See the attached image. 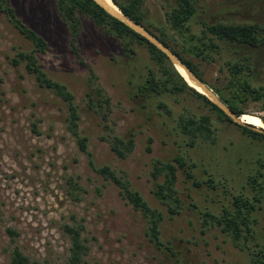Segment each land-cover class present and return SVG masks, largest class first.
<instances>
[{
  "label": "rangeland",
  "instance_id": "obj_1",
  "mask_svg": "<svg viewBox=\"0 0 264 264\" xmlns=\"http://www.w3.org/2000/svg\"><path fill=\"white\" fill-rule=\"evenodd\" d=\"M9 3L16 15L48 42L49 50L36 54L38 65L74 96L80 114L78 132L86 137L95 166H107L124 175L151 208L161 210L164 243L185 264H250L248 252L235 248L219 228L202 229L191 207H216L211 205L215 193L205 185L197 191L178 170L175 188L183 210L170 217L152 194L164 175L154 179L152 174L159 162L172 163L181 156L197 164L200 181L206 180L204 170L221 182L223 178L233 179L238 186L244 182L252 160L260 156L264 161V142L220 120L190 93L149 99L146 95L136 96L137 88L145 81L146 68L160 73L147 48L135 41L130 44L131 52L125 54L121 40L89 17L78 15L77 58L70 51L69 25L57 10L56 0ZM144 3V25H151L153 30L166 28L169 38L177 42L175 50L183 51V45L190 48L167 22L174 0ZM198 10L189 22L197 37L201 36L202 23H264V0H201ZM154 32L159 36L158 31ZM216 43L223 49L219 57L212 53L211 57L200 58L187 55L204 81L219 84L225 74L220 69L223 62L244 57L251 59L253 84L264 88V48L252 55L248 50ZM31 50V43L0 13V264H12L15 248L39 264H68L71 240L66 226L83 228L81 239L87 249L82 264H173L166 253L148 241L147 222L141 212L122 196L119 186L98 175L80 152L67 129L66 105L52 91L38 85L24 62L13 65L19 53ZM232 52L238 55L234 57ZM90 71L95 78L88 82ZM89 85L102 90L104 102L109 100L103 114L88 104ZM159 104H164L171 114L160 109ZM246 113L261 120L263 103L251 102ZM201 117L209 119L210 137L183 133V119L199 121ZM129 134H133L134 149L125 159H119L111 152L109 140ZM238 160L242 161L239 165ZM262 207L256 227L261 243L264 203Z\"/></svg>",
  "mask_w": 264,
  "mask_h": 264
},
{
  "label": "trees",
  "instance_id": "obj_2",
  "mask_svg": "<svg viewBox=\"0 0 264 264\" xmlns=\"http://www.w3.org/2000/svg\"><path fill=\"white\" fill-rule=\"evenodd\" d=\"M111 1L125 16L145 27V29L154 34L179 56L187 67L237 117L241 119L244 115H249L246 113V107L251 102H262L264 106V88L253 84L252 81L253 67L251 59L249 60V58L244 57L241 59H227L220 67L221 73L225 74L219 84L211 85L204 81L197 67L187 58V55H194L200 58L205 55L211 57L212 54L219 57L223 49L216 41L238 47L242 50H248L250 54L256 55L261 48H264V23H202L201 36L197 37L192 34L189 22L198 15L201 0H174L170 13L166 15L167 22L170 29L177 32L181 36V39L185 40L184 43L190 47L186 49L183 45L181 48L184 50L178 51L173 48L174 46H178L177 42L169 38L166 28L153 30L151 25H144L146 18L144 10L145 0ZM56 7L62 18L69 25L70 51L77 58H79V55L76 42L80 27L78 15H83L92 19L98 26L105 28L109 35H113L115 38L121 40L123 53L127 54V52H131L129 47L134 41L147 48L151 60L158 66L160 74L157 75L152 69L146 68L145 81L137 88L136 96L137 94L146 95L149 99L152 96L165 94L176 96L182 93H190L196 99L202 101L220 120L235 125L247 137L255 141L264 142L263 134L254 132L249 127L234 124L215 104L210 102L204 95L189 87L163 53L146 39L108 15L93 0H56ZM0 13L4 14L9 23L32 45V50L29 53L18 54L17 59L13 60V65L24 62L26 71L35 77L38 85L52 91L56 97L61 99L68 110L67 129L75 138L80 152L87 156L91 168L104 179L110 180L119 186L122 196L135 210L141 212L147 222L145 234L152 246L164 254L166 253L168 255L167 259L172 261L173 264H185L183 258L175 253L173 248L167 243H164L161 237L160 223L164 220L161 210L151 208L141 194L132 189L124 175L116 174V172L107 166L100 168L95 166L92 155L88 151L87 139L78 132L80 114L74 96L65 85L50 79L38 65L36 54H45L49 50L48 42L16 15L9 0H0ZM154 31H158L159 36ZM126 40H129V42ZM170 41H172V45ZM232 53L234 57L238 55L235 52ZM89 76L88 82L92 78H95L92 71H90ZM86 95L89 100V106L93 109L96 107L97 111L103 114L104 105L105 103L108 105L109 100L103 101L102 90L89 85ZM158 107L164 109L168 115L171 114V111L164 104H159ZM261 121L264 124V118ZM243 123L248 124L244 121ZM181 127L183 133L190 136L205 135L208 138L212 134L207 117H201L199 121L193 118L183 119ZM109 143L111 152L119 159H125L135 146L133 134L125 137L115 135L110 138ZM147 150L150 152V148H147ZM237 163L239 165L242 161L238 160ZM250 164L251 168L246 173L244 182L236 186L233 184V179L223 178L224 182H221V180L215 179L213 174H208L204 170L203 173L206 176V180L200 181L195 170L197 164L188 163V160L177 156L173 159L172 163H158L160 166L155 169L152 175L154 179H157L160 174H163L164 180L161 183L155 184L152 194L155 200L167 209V214L170 217H174L180 215L183 210L182 202L175 188L178 170L182 171V175L187 180V183H191V186L197 191L203 185L207 186L210 191L215 193V199H213L211 205L216 207L200 209L196 204L191 205L201 220L202 229L219 228L222 234L231 239L235 248L248 252L250 264H264V242L261 243L262 237L259 236L256 230L259 224L258 213L262 210L264 203V161L259 156L255 160H252ZM217 191H220V193H216ZM82 229L81 226L65 227V232L71 240L68 264H82V257L85 255L87 249L83 239H81ZM9 234L12 235L14 232L9 231ZM12 264L39 263L34 260L32 261L29 257L23 255L19 249L15 248L12 252Z\"/></svg>",
  "mask_w": 264,
  "mask_h": 264
},
{
  "label": "water",
  "instance_id": "obj_3",
  "mask_svg": "<svg viewBox=\"0 0 264 264\" xmlns=\"http://www.w3.org/2000/svg\"><path fill=\"white\" fill-rule=\"evenodd\" d=\"M95 4H97L100 8H102L108 15L115 18L125 26H127L134 33L146 39L150 44L154 45L156 49H158L161 53H163L169 62L172 64L174 68H181L187 75V78L190 82L194 84L195 87L200 89H194L196 92L204 95L210 102L215 104L226 116H228L231 121L239 126L249 127L250 130L263 134L264 129L257 128L252 125H248L243 123L239 117H237L221 100L220 98L193 72L191 71L187 65L183 62V60L177 56L171 49H169L164 43H162L154 34L150 33L143 26L134 22L127 16H125L116 6V9L108 6L103 0H93ZM112 2V1H111ZM190 87V86H189Z\"/></svg>",
  "mask_w": 264,
  "mask_h": 264
},
{
  "label": "bare ground",
  "instance_id": "obj_4",
  "mask_svg": "<svg viewBox=\"0 0 264 264\" xmlns=\"http://www.w3.org/2000/svg\"><path fill=\"white\" fill-rule=\"evenodd\" d=\"M108 6L111 8L116 9L115 5L111 2V0H103ZM175 70L178 72V74L185 80V82L190 86L191 88H195L200 92V89L195 87L192 82H190L187 78L186 73L179 67L175 68ZM242 122H246L254 127L262 128L264 129V124L261 122V120L257 116H251V115H244L241 119Z\"/></svg>",
  "mask_w": 264,
  "mask_h": 264
}]
</instances>
